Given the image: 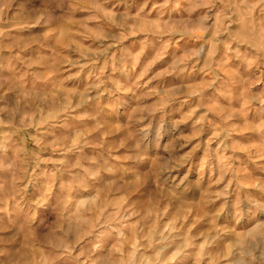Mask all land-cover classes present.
<instances>
[{
	"label": "clouds",
	"instance_id": "9594fccd",
	"mask_svg": "<svg viewBox=\"0 0 264 264\" xmlns=\"http://www.w3.org/2000/svg\"><path fill=\"white\" fill-rule=\"evenodd\" d=\"M0 264H264V0H0Z\"/></svg>",
	"mask_w": 264,
	"mask_h": 264
}]
</instances>
